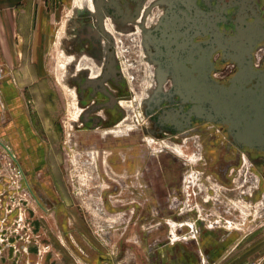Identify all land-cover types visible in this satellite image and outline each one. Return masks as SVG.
<instances>
[{
	"label": "rangeland",
	"instance_id": "obj_1",
	"mask_svg": "<svg viewBox=\"0 0 264 264\" xmlns=\"http://www.w3.org/2000/svg\"><path fill=\"white\" fill-rule=\"evenodd\" d=\"M92 1L16 0L20 7L0 8V142L15 157L0 143V264H264V169L259 206H225L226 192L253 190L245 180L251 185L256 170L245 161L230 186L217 177L227 142L220 128H208L219 137L208 153L198 134L153 136L144 102L156 66L142 33L119 32L110 17L115 74L128 88L132 126L147 132H80L68 83L80 71L69 69L103 68V59L79 50L75 32ZM152 8L148 25L160 13ZM233 71L223 65L214 77L224 81ZM229 212L238 219L225 224ZM171 222L188 225L173 237Z\"/></svg>",
	"mask_w": 264,
	"mask_h": 264
},
{
	"label": "flooded vegetation",
	"instance_id": "obj_2",
	"mask_svg": "<svg viewBox=\"0 0 264 264\" xmlns=\"http://www.w3.org/2000/svg\"><path fill=\"white\" fill-rule=\"evenodd\" d=\"M148 0H95L92 1L94 10H87L86 20L80 18V26H77L76 34H78L77 44L82 53H85L89 59L97 63L102 62L103 68L100 73H95L94 70L87 65L80 67L81 64H75L70 67L69 71L78 69L79 74H76L74 79L69 80V85L76 88L75 99L78 106L81 108L80 117L77 120L80 125V132H95L104 131L105 134L117 133L118 130L124 131L130 136V132L134 130L140 132H147L143 127L134 128L132 126L131 116L127 111L128 88L125 84L120 82L121 76H117V50L115 40L111 33L106 30V20L110 17L112 22L116 24L119 32L139 31L142 33V50L147 56L146 58L155 65V80L156 87L151 93L149 99L144 102V115L151 122L150 133L155 137L161 136H176L188 137L194 134L202 136L205 140L206 153L215 150L218 146L219 137L211 135L209 126L220 128V132L224 133L227 142L219 150V161L217 169L214 171L219 179L225 185L230 186L235 182L241 164L248 161L256 173L252 172L253 177L248 181L245 180L247 188L252 191L234 192L229 191L224 195L225 206L229 201H241L242 205L250 204L252 206H259L261 201L260 191V172L264 169V153L248 148H238L233 145L228 137L227 127L214 124L211 122L194 121L191 127L185 128L183 131H171L167 128H162L156 124V119L162 110L170 109L176 104H170L168 101H163L160 106L154 108L151 112V103L156 102V98L160 97V92L169 94L174 86L173 77L162 71L160 66L154 61L153 56L157 54V45L152 36L158 33L161 39L163 48L170 45L169 36L175 37L179 35V41L187 35L196 34L193 38L194 43L207 42L211 39L213 33V23L218 22L219 32L221 35L235 36L237 31V15L244 11L248 15V21L254 24L253 37L255 38V45L252 51L253 65L256 69L264 68V0H225L230 6H223L222 0H154V2L146 6ZM152 5L157 7L160 12L155 23L148 25V19L154 13ZM100 8V11L97 8ZM221 7V9H220ZM163 9V12L161 10ZM167 21L168 15H170ZM176 14H180L176 16ZM185 14L189 17L186 18ZM172 43V42H171ZM86 45L88 46L86 48ZM174 47V43L171 44ZM83 49V50H82ZM203 55V52H200ZM262 55L258 61V57ZM213 71L216 73L223 65L232 64L234 71L232 75L226 80H218L221 84L229 85L231 78L238 70L237 65L226 59L221 50L216 51L212 55ZM115 89H114V88ZM118 91H117V90ZM179 100V97H175ZM140 124V122L138 121ZM141 134V133H139ZM209 135L205 139V136ZM123 137V136H122ZM209 144V146H208ZM212 147V148H211ZM233 152L234 156L228 157ZM250 166V167H251ZM237 169V170H236ZM212 171V170H211ZM116 182V179H112ZM118 186V185H117ZM116 187V186H115ZM35 197V194L32 192ZM206 204L212 205V202L206 201ZM225 211V210H224ZM181 210L179 215H183ZM228 214V213H227ZM234 213L224 216V222L230 223V219H238V217L231 218ZM255 220V219H254ZM175 223V222H174ZM222 224V223H220ZM220 227V226H219ZM216 227V228H219ZM230 227V226H229ZM223 224V228H229Z\"/></svg>",
	"mask_w": 264,
	"mask_h": 264
},
{
	"label": "water",
	"instance_id": "obj_3",
	"mask_svg": "<svg viewBox=\"0 0 264 264\" xmlns=\"http://www.w3.org/2000/svg\"><path fill=\"white\" fill-rule=\"evenodd\" d=\"M222 1L223 6L231 5ZM185 16L189 19L187 14ZM250 16L244 11L237 15L235 36L221 35L218 22L214 21L213 33L207 42L194 43L196 34L187 35L181 41L179 35L169 36L170 45L163 48L159 34L152 36L158 49L153 59L162 71L173 77L174 86L169 94L160 92L156 102L150 104V112L158 108L162 100L177 103L162 110L154 119L158 126L183 131L194 121L220 124L227 127L233 145L264 153V68L256 69L253 65L255 38L254 24L248 21ZM218 50L238 68L229 85L221 84L211 75L212 55ZM4 147L15 158L9 148Z\"/></svg>",
	"mask_w": 264,
	"mask_h": 264
},
{
	"label": "crops",
	"instance_id": "obj_4",
	"mask_svg": "<svg viewBox=\"0 0 264 264\" xmlns=\"http://www.w3.org/2000/svg\"><path fill=\"white\" fill-rule=\"evenodd\" d=\"M21 3L20 2H16V0H0V8H4L6 6H10V7H20ZM4 24H5V16L4 13L1 12L0 13V34H4V32H2V30L4 29ZM3 34L0 36L2 38H4Z\"/></svg>",
	"mask_w": 264,
	"mask_h": 264
},
{
	"label": "bare ground",
	"instance_id": "obj_5",
	"mask_svg": "<svg viewBox=\"0 0 264 264\" xmlns=\"http://www.w3.org/2000/svg\"><path fill=\"white\" fill-rule=\"evenodd\" d=\"M91 9L94 10V6L93 5H92ZM187 225H188L187 223H178V224H175L174 222H171V235L174 237L175 236L174 233L176 232L177 229L183 228V227H185ZM236 230H238V229H236Z\"/></svg>",
	"mask_w": 264,
	"mask_h": 264
},
{
	"label": "built area",
	"instance_id": "obj_6",
	"mask_svg": "<svg viewBox=\"0 0 264 264\" xmlns=\"http://www.w3.org/2000/svg\"><path fill=\"white\" fill-rule=\"evenodd\" d=\"M245 264H250V263H245Z\"/></svg>",
	"mask_w": 264,
	"mask_h": 264
}]
</instances>
